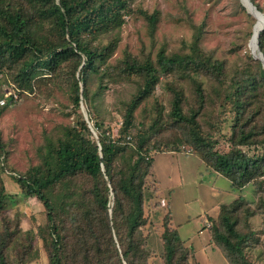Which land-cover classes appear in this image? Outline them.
Returning a JSON list of instances; mask_svg holds the SVG:
<instances>
[{"label": "trees", "instance_id": "1", "mask_svg": "<svg viewBox=\"0 0 264 264\" xmlns=\"http://www.w3.org/2000/svg\"><path fill=\"white\" fill-rule=\"evenodd\" d=\"M129 3L130 0H0V70L3 72L7 65L18 68L16 82L23 91H33L37 77L65 73L72 81L74 105L79 107L81 97L87 104L96 99L95 93L94 98L90 96L92 74L99 77L98 89L105 79L114 77L115 69L120 71V77L139 80L137 93L126 105L118 138L102 132L96 141L81 117L74 126L63 127L57 138H48L40 154L41 164L21 177L24 194L36 197L46 208L47 232L42 235L50 264H148L142 234L147 224L146 179L152 173L154 156L160 152L157 153L158 146L150 144L149 132L145 131L141 133L145 135L135 137V160L127 140L133 135L135 111L154 93L161 76L178 73L194 84L199 107L185 113V94L173 88L172 119L176 125L186 127L192 139L189 142L198 148L206 167L227 178L232 191L239 194L231 204L221 205L217 219L209 220L211 228H205L228 264H250L246 257L248 236L239 225L244 217L255 215L243 195L246 186L256 182L264 186V124L258 106L264 95V73L255 69L262 62L256 59L247 69L238 70L227 85L224 63L202 50V32L198 31L188 53L167 56L160 52L157 61L127 53L112 68L108 60L118 48L120 30L131 11ZM147 19L154 28L157 16L148 15ZM257 31L258 27L253 36ZM103 36L110 37L106 45L101 43ZM259 44L264 54V31ZM40 68L47 73L39 72ZM201 73L225 86V101L234 106L236 119L229 152L215 151L200 133L198 119L206 95L195 75ZM95 127L100 131L98 123ZM253 146L263 150L258 154L245 150ZM3 149L0 141V150ZM78 178L93 184H76ZM54 188H60L58 194L53 193ZM7 197L1 184L0 214ZM14 236L15 232L9 230L0 235V264H12L8 253ZM163 240L165 264H191L193 248L167 221ZM19 264H28L26 256L20 257Z\"/></svg>", "mask_w": 264, "mask_h": 264}, {"label": "rangeland", "instance_id": "2", "mask_svg": "<svg viewBox=\"0 0 264 264\" xmlns=\"http://www.w3.org/2000/svg\"><path fill=\"white\" fill-rule=\"evenodd\" d=\"M254 2L264 12V0ZM128 10L131 11L120 30L118 48L108 60L112 68L118 66L127 53L154 61L160 52L167 56L188 53L198 31L202 32V50L213 60L224 63L227 85L238 70L247 69L256 60L252 55L256 48L253 40L250 46V41L258 19L247 11L242 0H130ZM148 15L157 16L154 28L150 27ZM109 39L103 36L100 40L106 45ZM255 69L264 73L262 64ZM18 71L11 65L5 66L3 72L0 70V141L4 147L0 150V185H4L8 195L0 214V235H5L7 230L15 232L8 253L12 264H19L21 256H26L28 264H50L42 235L47 232V211L36 197L24 194L21 177L41 164L40 154L47 139L57 138L63 127L74 126L81 117L89 124L96 141L102 132L118 138L126 105L137 93L139 80L120 77V71L115 69L114 77L105 79L103 87L98 89L99 77L92 74L90 96L95 93L96 99L87 104L81 97L79 107H75L72 81L65 73L48 74L45 79L37 77L33 80V91H23L16 82ZM39 72L47 73L42 68ZM195 78L202 83L206 95L198 119L200 133L215 151L229 152L236 116L234 106L225 101L226 87L204 73ZM194 87L179 73L162 75L154 93L135 111L133 135L127 140L135 160L138 158L135 137L145 135L141 134L145 131L149 132L150 144L158 146L157 153L160 152L154 156L152 173L146 179L147 224L142 234L149 254L148 264H165L163 234L165 222L170 225L171 218L179 226L181 239L195 252L191 264H228L220 248L211 243L210 233L205 228L206 217L217 219L218 206L231 204L239 194L232 191L227 178L206 167L198 148L189 142L192 139L186 127L176 125L171 116L173 88L185 94V113L199 107ZM81 88L82 92V85ZM258 106L263 116L261 124H264V95ZM97 123L100 131L95 127ZM153 126H156L154 130ZM187 149H192V153H186ZM245 150L258 154L263 147ZM121 162H117L118 166ZM75 182L93 184L84 178ZM154 184H159L160 190ZM52 191L58 194L60 188ZM243 195L247 205L255 210V215L244 217L239 225L248 236L246 257L250 264H264V186L257 182L249 184Z\"/></svg>", "mask_w": 264, "mask_h": 264}, {"label": "water", "instance_id": "3", "mask_svg": "<svg viewBox=\"0 0 264 264\" xmlns=\"http://www.w3.org/2000/svg\"><path fill=\"white\" fill-rule=\"evenodd\" d=\"M243 5L246 7V9L248 10V12L255 18L257 17V14L260 15L261 19H262V27L260 29V32L256 38V50H252V55L254 56L255 59H258L262 62V65L264 67V54L260 49V44H259V37L261 32L264 31V14L255 6V4L251 1V0H242ZM258 22L255 24L254 29L256 28ZM253 38L250 41V46L252 43Z\"/></svg>", "mask_w": 264, "mask_h": 264}, {"label": "bare ground", "instance_id": "4", "mask_svg": "<svg viewBox=\"0 0 264 264\" xmlns=\"http://www.w3.org/2000/svg\"><path fill=\"white\" fill-rule=\"evenodd\" d=\"M248 11V10H247ZM257 19H258V24H257V27H258V31L256 32V34L253 36V44L255 45V48H256V38H257V36H258V34H259V32H260V29H261V27H262V19H261V17H260V15H258L257 14ZM254 50H256V49H254Z\"/></svg>", "mask_w": 264, "mask_h": 264}, {"label": "crops", "instance_id": "5", "mask_svg": "<svg viewBox=\"0 0 264 264\" xmlns=\"http://www.w3.org/2000/svg\"><path fill=\"white\" fill-rule=\"evenodd\" d=\"M156 181V180H155ZM155 185V188H156V186L158 187L157 189H159L160 190V185L159 184H154ZM159 190H157V191H159ZM157 191H156V194L155 195H157ZM164 202V201H163ZM221 205H219L218 207H220ZM158 208V207H157ZM219 211H220V209H219ZM219 214V213H218ZM218 216V215H217ZM208 218H209V216L208 217H206V220H208ZM171 226L173 227V228H176L177 230H178V232H179V226L178 225H175L174 223H173V220H172V218H171ZM186 242V241H185ZM187 243V242H186ZM188 246V245H187ZM228 263V262H227Z\"/></svg>", "mask_w": 264, "mask_h": 264}, {"label": "built area", "instance_id": "6", "mask_svg": "<svg viewBox=\"0 0 264 264\" xmlns=\"http://www.w3.org/2000/svg\"><path fill=\"white\" fill-rule=\"evenodd\" d=\"M186 153L191 154L192 153V149H187ZM211 226H212L211 222L209 220H206V226L205 227L211 228Z\"/></svg>", "mask_w": 264, "mask_h": 264}]
</instances>
